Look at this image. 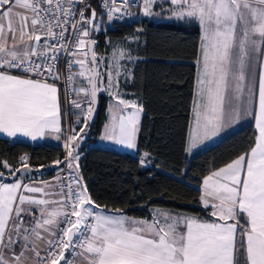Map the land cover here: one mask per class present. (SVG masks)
I'll use <instances>...</instances> for the list:
<instances>
[{
	"label": "snow or ice",
	"instance_id": "1",
	"mask_svg": "<svg viewBox=\"0 0 264 264\" xmlns=\"http://www.w3.org/2000/svg\"><path fill=\"white\" fill-rule=\"evenodd\" d=\"M167 2L168 19L195 24L201 32L189 147L216 137L231 121L238 122L241 113L251 116L258 130L247 153L203 180L200 200L217 219L202 221L163 212L151 221L103 215L94 211L99 206L80 183L82 177L74 181L75 187L73 182L47 181L34 186L23 182L31 180L23 174L14 182H4L0 172V264H77L76 256L83 264H264V0ZM79 3L83 0H0V133L36 140L46 131L61 132L56 82L64 60L67 83H74L77 76L86 78L88 87L73 90L85 94L89 105L101 91L117 101L121 114L111 117L103 139L134 149L143 109L112 91L119 88L122 67L123 74L130 75L119 63L125 56L114 54L106 72L98 71L102 61L89 38L97 30L96 11L85 16L90 7L85 5L78 10L79 19H74V5ZM155 3L143 0L144 16L160 15L153 12ZM128 5L129 0H120L119 5L117 0H102L109 20ZM126 58L132 59L130 54ZM73 66L79 71L73 72ZM104 75L107 84L101 87ZM257 95L258 110H254ZM72 104L82 107L76 101ZM93 111L89 106L87 116ZM72 132L66 137L64 161H56L70 170L79 167L74 163L79 160L74 150L77 135L75 129ZM26 161L21 157L27 171ZM4 166L9 167L6 162ZM16 171L10 174L15 176ZM50 187L59 191H47ZM51 196L60 199L43 198ZM37 241L45 244L44 257Z\"/></svg>",
	"mask_w": 264,
	"mask_h": 264
},
{
	"label": "trees",
	"instance_id": "2",
	"mask_svg": "<svg viewBox=\"0 0 264 264\" xmlns=\"http://www.w3.org/2000/svg\"><path fill=\"white\" fill-rule=\"evenodd\" d=\"M88 17L96 11L91 39L95 51L109 58L120 40L133 34L138 23L111 22L105 25L98 0H90ZM143 44L130 45L120 60L130 75L120 69L123 90L142 98V115L137 132L138 156L116 148L93 146L102 130L110 96L99 94L97 113L88 126L79 153L78 173L70 172L87 188V194L100 209L125 216L151 219L155 207L182 211L204 220H216L211 207L204 208L200 197L203 178L230 163L254 146L257 131L249 124L187 160L186 142L196 74L201 32L195 24L144 18ZM99 58V57H98ZM100 59V58H99ZM99 71V69H98ZM78 112L72 108L71 119ZM147 153L149 163L141 164L139 155ZM64 145L33 143L0 138V172L4 181L17 177H50L64 163ZM27 158L28 170L21 162ZM5 162L9 167H5ZM19 169L20 171H16ZM16 171L12 176L10 172ZM27 179V178H25Z\"/></svg>",
	"mask_w": 264,
	"mask_h": 264
},
{
	"label": "crops",
	"instance_id": "3",
	"mask_svg": "<svg viewBox=\"0 0 264 264\" xmlns=\"http://www.w3.org/2000/svg\"><path fill=\"white\" fill-rule=\"evenodd\" d=\"M153 6H154V10L164 9L163 19L152 18L155 21L156 20L157 21L158 20H163V21H168V22L177 21L175 19H168V17H167V15L170 16V12L167 11V10L171 7V5L167 2V0H156V3ZM137 31L142 33L143 26L142 27H136V30H135L134 33H136ZM143 43H144V40H142L141 44H143ZM199 45H200V43H199ZM198 55H199V52H198ZM109 59H107V56H106V59H105V62H104L105 63V69L102 70L101 73H105L106 70L109 68V66L112 64V61H110ZM195 65H196V61H195ZM257 71H259V65H257ZM196 75H197V65H196L195 81H196ZM103 80H104V84L103 85L106 86V84H107V76L106 75L103 76ZM195 81H194V95H195ZM118 84H119V88L118 89L121 90L119 92H123L122 94L125 93L124 95H120L121 99H124V100L129 101V102H134L135 101L134 99H138L136 103H137L138 106L142 107V98L141 97H139V96L134 97V95L132 93L123 90L121 85H120L119 79H118ZM103 85H101V86L104 87ZM118 89L114 88L113 91L116 92V90L118 91ZM104 94H107V93L105 92ZM59 97H60V111H61V116H60L61 132L60 133H54V132L46 131L45 135L43 137H38L36 140H32L30 137H25V136H23L22 134H19V133L15 137H9L5 133H0V138H7V139H10V140H24V141L33 142V143L52 144V145H60V146L64 145L65 144L64 143V139H65L64 138V135H65L64 134V130H65V126H66V118L64 119V114H63V109H62V105L63 104H62L61 91L59 92ZM193 100H194V97H193ZM116 104H117V101H116V99H114V97L109 98V100L107 101L108 110H107L106 120H105V123H104V125L102 127L101 132L103 131L104 127L108 124V118H109L108 117L109 116V112L108 111H109V109L112 108V106H115V109H118L116 107ZM192 107H193V102H192ZM253 108H254V110H258V95H257V97L254 100ZM142 109H143V107H142ZM73 110H75V109H73ZM76 111H78V110H76ZM127 111H131V109H128ZM120 114L121 113L119 112V109H118V115H120ZM141 115H142V112L140 113L139 123H138V126H137L138 128H139V124H140ZM87 120H88V124L87 125L89 126L91 124V122L89 121V119H87ZM249 124H254L255 125V121H254V119L251 116L245 115V118L244 119L240 118L238 122L237 121H231L226 126V128L219 135H217L216 137L204 141L203 143L199 144L195 148H190L189 147V143H190L189 135H190V132L194 129V116H193V112H192V109H191L190 122H189L188 135H187V142H186V150H185V158L187 160L191 159L196 154L200 153L201 151L205 150L206 148L212 146L213 144L219 142L220 140L224 139L225 137L229 136L230 134L238 131L239 129H241V128L249 125ZM87 125L84 128H82L83 131H81V129L78 128V131L76 132L77 139H78V137L81 138V137H85L87 135V131H88V126ZM256 131H257V135H258V130L256 129ZM57 135H59L61 137L59 140L56 139ZM136 138H137V134H136ZM80 145L81 144H78L77 148L74 145L75 153H78L79 159L81 157V154L79 153V150L82 147ZM116 149L128 152V153H130L132 155H135V156H138V154H137V151H138L137 144H136V148H134V149H129V148L125 147V146L116 144ZM144 154L145 153H142L141 155H139V159L141 161L144 160L145 163H149L148 155H147V157H145ZM76 163H79V162H76ZM208 175H206V176H208ZM204 178H203V180H204ZM203 180H202V184H201L202 194H203V191H204ZM43 181H47L51 185L61 184L60 180H57V178H55L54 175L50 176V177H44V178H42V177L31 178V180L25 179V178L23 179L24 183H33L34 182V186H43L42 185ZM4 182H8V181H4ZM11 182H14V181H11ZM11 182L9 181L8 183H11ZM46 190L49 191V192H53V191L58 192L59 188H51L50 187V188H48ZM25 194H27V193H25ZM34 195H36L38 198L40 197V194H34ZM43 198H48V199H52V200H59L60 199L59 196H51V197H43ZM94 211L99 212V213H101L103 215H122V214H119V213L107 212V211H104L103 209H100L98 207L94 208ZM161 212L169 213V210L167 208L155 207L152 210L153 216H152L151 219L136 218V217H130V216H127V217L133 218V219H144V220L151 221L153 219V217L157 215V213H161ZM184 216L193 217V216H191L189 214H184ZM37 243L39 244V248L41 250L40 251V256L42 257L45 254V252L43 251V249L45 248V244L43 242H41V241H37ZM27 255L31 256L33 259H36V257L32 253H27ZM75 260L77 261V264H83V262H81V258L79 256H77Z\"/></svg>",
	"mask_w": 264,
	"mask_h": 264
},
{
	"label": "rangeland",
	"instance_id": "4",
	"mask_svg": "<svg viewBox=\"0 0 264 264\" xmlns=\"http://www.w3.org/2000/svg\"><path fill=\"white\" fill-rule=\"evenodd\" d=\"M153 12L154 13H159L160 15H154V16H151V18L163 19L164 9L154 10V6H153ZM167 17H169V16L167 15ZM144 18H149V17L143 15V19ZM95 25L97 26V30L103 29L102 24H101V20L98 21L97 23H95ZM92 32L90 33V37L92 35ZM142 40H143L142 39V34L139 31H137L136 33H133V34L127 36L126 38L120 40V42L117 43V45L114 46L113 51H112V54L109 55L110 56L109 57L110 59L109 58H107V59H109L110 61H113L114 54H115L116 57H119V55L121 53H123L124 56L126 57V52L129 49V46L130 45H134V44H141L142 43ZM106 56L107 55H105L102 52L101 53H98V57L102 61L101 64H100V68H99V71L100 72H102V70L105 69V63L104 62H105ZM119 63H120V60H119ZM78 71H79V68L77 66V72ZM76 85H77L76 86V89H78L80 87H88L86 78L77 76V83H76ZM119 91H121V90H119V89H118V91L116 90V93L117 94L120 93L119 95H124L125 94V93L122 94L123 92H119ZM105 92L107 93L105 95L113 97L112 95H109V92L108 91L98 92V97H99V94H104ZM134 97H136V96H134ZM87 100H88V97L85 94H83V93H79L78 94L76 92V97H75V100L74 101H76L78 103H82V107L81 108H76L72 104V107L70 109V113L68 115V119L66 117L65 110H64L63 105H62L64 119L66 118V126H65V130H64V134H65L64 135V138H65L64 139V143L66 142V137L73 134L72 129H75V134H76V132L78 131V128L82 129V128H84L88 124V120H87L88 119V116H87V108L89 106L92 107L93 104L92 105H89L86 102ZM134 100H135L134 102H137L138 99H134ZM72 108L75 109L74 111L78 110L77 111L78 112L77 117L74 120L71 119V111H72ZM108 112H109V116H108L109 117L108 118V124H109L110 121H111V117L113 115H117L118 116V109H115V106H112V108H110ZM240 118L241 119H244L245 118V115L243 113H241ZM68 125H69V131H67V126ZM105 132H106V127H104L103 131L99 133V135L97 136L96 142L93 143V146H102V147L116 148V143L114 141H110V140L103 139V137L105 136ZM86 137H88V135H86L85 137H81V138L78 137L77 143L79 142L78 144H81L80 146H82V144L85 143ZM76 148H77V146H76ZM74 163H76V162H74ZM73 172L74 173H78V168H73ZM168 210H169V213H171L173 215H176V214L184 215L185 214L184 212L178 211V210H172V209H168ZM211 211H212V209H211Z\"/></svg>",
	"mask_w": 264,
	"mask_h": 264
},
{
	"label": "built area",
	"instance_id": "5",
	"mask_svg": "<svg viewBox=\"0 0 264 264\" xmlns=\"http://www.w3.org/2000/svg\"><path fill=\"white\" fill-rule=\"evenodd\" d=\"M99 1V6L101 8V12L105 18V25H109L111 22H117V23H138L137 27H142L141 23L143 21V0H129V5L127 9H125L124 13L121 14H114L113 19L109 20L107 15V9L102 7V0ZM90 0H83V3H79L74 5V7L77 9V15L74 17V19H79L78 10L80 8L85 7V5H89ZM120 0H117V4L119 5ZM85 16L87 15V10L85 11ZM58 31V30H57ZM74 35V33H73ZM59 71H60V80H58L57 86L60 88L61 95H62V104L63 108L65 110L66 117L68 119V115L70 113V109L72 107V101L75 100L76 97V91L73 89H76V83H77V77L75 78L74 83L69 84L66 81V76L68 75V69L66 67V64L64 60H61L59 63ZM73 72H77V66H73L72 68ZM49 82H52L51 80ZM67 131H69V125L67 126ZM66 143V142H65ZM65 145V144H64ZM65 153L67 155V149L64 147ZM54 177H59L60 182L62 184L67 185L69 182H73V187H75L74 181L77 180V178L70 172V170L67 168L66 163L60 168L55 174ZM71 177V181L68 179ZM66 190V189H65ZM76 252H79L80 249L77 248L75 250ZM46 253L42 256L44 257ZM66 255H69V253L66 251ZM77 257V256H76ZM75 257V259H76ZM69 258H72L71 256ZM61 264H64L62 261Z\"/></svg>",
	"mask_w": 264,
	"mask_h": 264
},
{
	"label": "water",
	"instance_id": "6",
	"mask_svg": "<svg viewBox=\"0 0 264 264\" xmlns=\"http://www.w3.org/2000/svg\"><path fill=\"white\" fill-rule=\"evenodd\" d=\"M94 50H95V45L93 46ZM97 107H98V95H97V100L96 102L93 104L92 108L94 109L92 115L90 117H88L89 121L92 123V121L94 120L96 113H97Z\"/></svg>",
	"mask_w": 264,
	"mask_h": 264
}]
</instances>
